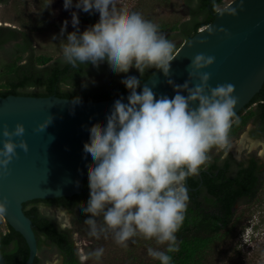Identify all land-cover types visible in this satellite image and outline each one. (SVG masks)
<instances>
[{
    "label": "clouds",
    "instance_id": "obj_1",
    "mask_svg": "<svg viewBox=\"0 0 264 264\" xmlns=\"http://www.w3.org/2000/svg\"><path fill=\"white\" fill-rule=\"evenodd\" d=\"M51 3L52 0L46 7ZM63 6L70 9L73 0H64ZM75 7L86 13L98 12L99 20L81 33L78 15L72 12V24L77 30L62 40L66 63L74 68L89 63L98 67L107 61L115 73L135 68L142 76L146 70L155 69L170 77L176 46L159 31L158 24L132 11L122 0H76ZM67 24L64 21L61 36ZM214 31L208 29L209 34ZM214 62V56L203 53L192 57L188 79L183 84L168 80L175 91L172 98H157L147 84L137 92L141 80L136 76L121 81L130 90L128 103L116 100L106 124H93L90 142L83 146L93 161L88 166L89 199L86 206L83 202L80 205L90 237L111 235L117 245L125 248L133 237L155 239L158 245L167 244V249L149 247L148 256L160 264H172L167 253L179 251L176 233L189 202L186 178L197 175L201 166L210 161L212 149L231 147V128L239 124L234 111L238 103L235 86L224 83L211 87V73L202 71ZM193 80L199 83L190 86ZM78 102L79 97L73 101ZM52 119H46L36 130H45ZM24 133L21 122L11 130L7 125L3 127L7 139L0 148V167L4 170L18 155L17 147L29 150L24 139H12L22 138ZM6 211V199L0 200V216ZM103 254L104 248L99 247L79 252L78 256L80 264H86L89 259L101 260Z\"/></svg>",
    "mask_w": 264,
    "mask_h": 264
},
{
    "label": "water",
    "instance_id": "obj_2",
    "mask_svg": "<svg viewBox=\"0 0 264 264\" xmlns=\"http://www.w3.org/2000/svg\"><path fill=\"white\" fill-rule=\"evenodd\" d=\"M235 10V12H233ZM213 21L198 30L177 51L170 62V77L156 70L144 80L156 97L175 95L171 79L183 84L188 79L189 64L198 53L214 56L215 62L202 71L211 73V87L231 83L238 98L234 111H240L260 91L264 83V0H232L213 12ZM213 28V34L208 29ZM223 29L224 31H221ZM203 41V42H202ZM193 80L190 86L198 84ZM130 90L102 101H80L55 95L41 97L10 94L0 96V148L7 137L5 125L11 130L17 122L25 126L24 139L29 150L17 147L18 155L8 165L0 167V200L6 199V221L25 238L29 256L24 264H33L38 250L31 219L25 214L24 202L72 196L88 178L92 157L83 150L90 142L89 129L95 123L106 124V117L118 99L128 103ZM187 95V93H183ZM244 113V112H243ZM53 117L45 130H36L46 119ZM0 264H7L0 252Z\"/></svg>",
    "mask_w": 264,
    "mask_h": 264
},
{
    "label": "trees",
    "instance_id": "obj_3",
    "mask_svg": "<svg viewBox=\"0 0 264 264\" xmlns=\"http://www.w3.org/2000/svg\"><path fill=\"white\" fill-rule=\"evenodd\" d=\"M186 1L190 4L194 0ZM196 1V7L190 12L194 18L192 25L185 23L181 28L179 27L186 40L196 34L199 28L210 24L214 19L213 12L224 3V0ZM87 14V16L83 14L82 17L91 22L96 20V12ZM198 16L203 17L199 20ZM18 32L17 28L0 25V47L15 38ZM19 44H23L22 51L28 53L27 61L6 66L3 77L4 87L0 89L2 97L10 94L41 97L55 95L73 100L79 97L80 101H102L128 91L129 89L121 82L127 76H136L142 83L156 71L148 69L140 76L138 70L134 68L128 73H122L109 83L70 88L69 86L75 80L87 74L88 65L81 64L74 68L65 61L56 60L48 64L45 58H36L26 32H22V42ZM258 94L259 92L236 113L239 124H233L230 135L244 126L252 116L255 122L258 119L264 120V98ZM257 99L260 100V107L254 109L252 115L250 113L243 115L242 113ZM234 164L237 165L235 168ZM262 167L259 159L253 155L237 163L228 157L222 163L217 160L210 164L206 163L201 166L199 175L188 177L185 186L188 189L189 202L183 224L176 233L179 251L167 253L172 257V264H221L219 258L222 255L219 248L241 224L247 212L243 208L240 210L236 205L244 204L246 208H250L264 189ZM89 194L88 178H85L80 185L79 193L55 199L62 200L63 205L69 206L71 210L75 205L80 206L82 202L86 206ZM37 200L39 199L24 202L23 206L25 214L32 221L38 245L45 243L56 247L64 256L63 264H80L70 231L61 229L52 216L42 213L35 205ZM80 216L86 217L82 208ZM7 229V232H0V252L7 264H24L29 256L28 244L23 235L9 223ZM40 235H44V239ZM11 240H15V247L8 249L7 244ZM166 249L167 244L163 245L160 251H166ZM40 263V259L36 256L34 264ZM140 264H160V261L149 257Z\"/></svg>",
    "mask_w": 264,
    "mask_h": 264
},
{
    "label": "rangeland",
    "instance_id": "obj_4",
    "mask_svg": "<svg viewBox=\"0 0 264 264\" xmlns=\"http://www.w3.org/2000/svg\"><path fill=\"white\" fill-rule=\"evenodd\" d=\"M232 0H224V3L217 9L227 6ZM3 0L0 2V25L17 28L19 32L16 37L7 41L0 47V89L4 87V74L8 64L24 63L28 56L22 51V32L28 34L31 40L34 55L36 58H45L48 64L56 60L64 61L61 45L65 43L67 34L76 31L72 24V12L75 11L79 18L78 29L83 32L99 20L97 13L95 21H88L82 16L86 12L75 7L76 0L70 9L64 8V0ZM123 4L130 7L132 11L139 12L147 20L159 25V31L176 46V51L187 41L179 29L181 26L192 25L194 18L190 12L196 7L197 1L190 4L186 0H122ZM46 7V8H45ZM203 16H198L202 19ZM64 21H68L67 29L61 36V27ZM131 68L129 71L133 70ZM122 73L113 72L107 61L102 62L98 67L88 64L87 74L75 80L69 87H91L101 83H109L117 79ZM36 89V88H33ZM254 105L248 107L246 113L253 114ZM254 116L239 127L229 136L231 147L227 150L212 149L209 153L210 161L218 160L223 156H231L235 162H240L253 155L257 157L264 169V153L260 149L264 147V141L251 136L254 128ZM262 142V143H260ZM260 154V155H259ZM237 165L234 164V168ZM240 210L245 213L241 224L233 230L225 243L219 248L221 253V264H264V189L258 199L246 208L244 204H237ZM42 213L52 216L61 226L68 229L72 235L77 252H91L96 248L103 247L104 254L101 260L89 259L86 264H140L148 259L147 249L152 247L161 250L163 245H158L155 239L146 240L143 237H133L127 242L128 246L117 245L111 235L105 238L95 239L88 235L89 226L84 223L85 218L79 216L77 211L67 212L65 217H58L46 206L40 205ZM99 219V218H98ZM7 230L6 219L0 216V232ZM37 257L41 264H61V258L54 248H49L41 243Z\"/></svg>",
    "mask_w": 264,
    "mask_h": 264
},
{
    "label": "flooded vegetation",
    "instance_id": "obj_5",
    "mask_svg": "<svg viewBox=\"0 0 264 264\" xmlns=\"http://www.w3.org/2000/svg\"><path fill=\"white\" fill-rule=\"evenodd\" d=\"M4 45V44H3ZM27 61V57L24 59V62H26ZM21 64V63H20ZM264 84V83H263ZM258 96H260V97H263L264 98V87H263V85H262V88L260 89V91H259V94H258ZM259 98V97H258ZM259 103H260V100L259 99H257V100H255L252 104L254 105V109H256V108H258V107H260L259 106ZM251 106V105H250ZM254 122V128H253V130L251 131V136H253V137H256L258 140H261V141H264V120H262V119H258L256 122L255 121H253ZM260 143H262V142H260ZM262 149H264V147L263 148H261L260 149V154L262 155L264 152H262ZM259 154V155H260ZM228 157H230L231 158V156H223V158L219 161V163H222V162H224V160H226ZM250 157H251V155H250ZM257 158V157H256ZM258 159V158H257ZM216 160H213V161H209L207 164H210V163H212V162H215ZM217 162H218V160H217ZM204 169V168H203ZM200 174V173H199ZM198 174V175H199ZM187 181H188V177L186 178V181H185V183H187ZM58 198H60V197H58ZM51 200H49V199H40L39 198V200H37L36 202H35V205H37L38 207L40 206V205H43V206H46V208L49 210L51 207H57V208H59V207H62V208H65L66 209V211L67 212H73V210L74 211H77L78 213V215L80 216V214H81V207L79 206V205H75L71 210L69 209V206H67V205H63L64 203H62L63 201L62 200H59V199H55V198H50ZM33 200V199H32ZM30 201V200H29ZM23 209H24V206H23ZM7 224H8V222L6 221V226H7ZM58 224V226L61 228V229H65L64 228V226H61L60 224H59V222L57 223ZM32 227H33V224H32ZM8 230V229H7ZM7 230L5 231V232H7ZM34 230V229H33ZM35 232V231H34ZM36 235V234H35ZM40 237L41 238H43L44 239V235H40ZM36 238H37V236H36ZM39 242H38V238H37V244H38ZM73 243H74V245H76L75 244V242L73 241ZM45 244V243H44ZM47 245V244H46ZM7 246H8V249H12V248H14L15 247V240H11L8 244H7ZM49 248H54L55 249V251H56V253H57V255H59L60 256V258H61V264H63V262H64V256L61 254V253H59L58 252V250H57V248L56 247H54L53 245H47ZM39 247H40V245H38V250H37V255H38V251H39ZM76 247V246H75ZM7 249V250H8ZM77 249V248H76ZM1 254H2V252H1ZM3 255V254H2ZM36 255V256H37ZM4 257V256H3ZM5 259V258H4ZM5 261H6V259H5ZM6 263H7V261H6ZM35 263V260H34V262H33V264ZM41 264V263H40Z\"/></svg>",
    "mask_w": 264,
    "mask_h": 264
},
{
    "label": "bare ground",
    "instance_id": "obj_6",
    "mask_svg": "<svg viewBox=\"0 0 264 264\" xmlns=\"http://www.w3.org/2000/svg\"><path fill=\"white\" fill-rule=\"evenodd\" d=\"M262 152H264V149H262ZM49 211H51L52 213H54L55 215H57L58 217H65L67 215V211L65 208L62 207H51L49 209Z\"/></svg>",
    "mask_w": 264,
    "mask_h": 264
},
{
    "label": "built area",
    "instance_id": "obj_7",
    "mask_svg": "<svg viewBox=\"0 0 264 264\" xmlns=\"http://www.w3.org/2000/svg\"><path fill=\"white\" fill-rule=\"evenodd\" d=\"M205 26H203V27H201V28H199V30H203V28H204Z\"/></svg>",
    "mask_w": 264,
    "mask_h": 264
}]
</instances>
